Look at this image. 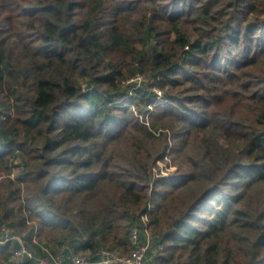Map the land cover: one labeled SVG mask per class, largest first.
I'll return each mask as SVG.
<instances>
[{
	"label": "trees",
	"instance_id": "16d2710c",
	"mask_svg": "<svg viewBox=\"0 0 264 264\" xmlns=\"http://www.w3.org/2000/svg\"><path fill=\"white\" fill-rule=\"evenodd\" d=\"M0 179L35 256L264 264V0H0Z\"/></svg>",
	"mask_w": 264,
	"mask_h": 264
},
{
	"label": "built area",
	"instance_id": "2783aa9c",
	"mask_svg": "<svg viewBox=\"0 0 264 264\" xmlns=\"http://www.w3.org/2000/svg\"><path fill=\"white\" fill-rule=\"evenodd\" d=\"M143 79V76H137L132 80L141 82ZM158 93L161 94V91H158ZM139 236V229L137 227L133 228L131 232V241L134 249L128 257L121 258L115 252L103 251L104 258L100 263L114 264L121 262L123 264H148L147 251L149 245L148 243H142L139 240ZM14 241L19 242L20 245L12 256L13 264H25L26 262L28 264H94L85 256L76 254L66 255L64 253H59L56 255L50 254V256L45 257L35 256V253L26 245L21 234L8 227H3L0 232V245L10 244Z\"/></svg>",
	"mask_w": 264,
	"mask_h": 264
},
{
	"label": "rangeland",
	"instance_id": "374dc122",
	"mask_svg": "<svg viewBox=\"0 0 264 264\" xmlns=\"http://www.w3.org/2000/svg\"><path fill=\"white\" fill-rule=\"evenodd\" d=\"M159 96H162V95L159 94ZM176 168H177V166L173 163L171 155L168 154L164 160H161L158 162V167L155 168V172H159L160 174H162L164 176H168L172 171L176 170ZM146 243H148V245L150 247L149 241H147ZM149 247H148V249H149ZM153 252L155 253L156 250H154Z\"/></svg>",
	"mask_w": 264,
	"mask_h": 264
},
{
	"label": "crops",
	"instance_id": "0c3cea01",
	"mask_svg": "<svg viewBox=\"0 0 264 264\" xmlns=\"http://www.w3.org/2000/svg\"><path fill=\"white\" fill-rule=\"evenodd\" d=\"M118 264V263H117ZM121 264H123V263H121Z\"/></svg>",
	"mask_w": 264,
	"mask_h": 264
}]
</instances>
